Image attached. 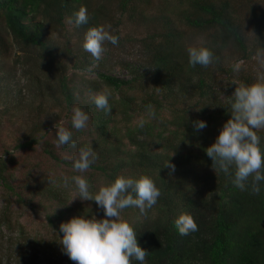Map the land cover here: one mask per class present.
<instances>
[{
  "label": "trees",
  "instance_id": "trees-1",
  "mask_svg": "<svg viewBox=\"0 0 264 264\" xmlns=\"http://www.w3.org/2000/svg\"><path fill=\"white\" fill-rule=\"evenodd\" d=\"M146 2L149 0H0V55L15 48L17 63L43 70L36 69L42 77L37 75L36 83L26 92L42 100L44 95L58 99V93L61 108L78 106L90 117L87 129H69L76 147H60L65 156L44 139L46 124H32L16 147L31 149L42 142L47 157L72 168L77 149L91 145L97 159L89 172L98 173L106 183L117 176H150L161 192L157 204L144 215L135 207L123 210L137 213L134 221L127 222L137 232L139 246L148 252L147 264H264V182L259 195L251 192V178L246 190H239L231 183L230 174H215L205 152L231 118L228 99L232 93L222 91L216 84V74L230 75L234 71L225 53L231 51L246 60L264 49V30L255 9L251 10L253 40L249 41L230 0H173L175 7L168 10L177 21L204 34L198 46H206L214 55L208 67L189 65L186 50L190 45L184 43V31L169 14L158 19V30L141 39L146 62L126 65L128 78L103 71V58L94 63L82 51L84 54L76 57L73 66L92 72L111 89L112 111L108 114L90 100L93 93L101 92L97 84L88 85L89 95L75 92L67 73L66 55L72 54L73 48L58 47L49 37L48 33L55 31L70 42L65 31L67 18L81 6L88 10V23L71 27L73 31L86 32L99 26L101 20H109L113 11L121 16ZM114 35L119 37V32L116 30ZM149 105L155 113L153 117L147 115ZM141 119L146 120L143 128L137 126ZM196 120L205 121L207 127L197 131L192 123ZM257 135L264 149V129ZM168 159L175 165L174 172L162 166ZM9 162L0 156V186L23 202L27 199L16 190L12 174L7 171ZM34 188L59 208L45 215L53 231L47 243L52 253L50 248L32 252L27 264H75L62 251L60 224L78 216L99 220L103 211L100 209L102 214L96 216L93 207H71L65 187L53 179ZM182 213L194 218L197 231L178 234L173 221ZM131 264L138 262L133 260Z\"/></svg>",
  "mask_w": 264,
  "mask_h": 264
},
{
  "label": "rangeland",
  "instance_id": "rangeland-1",
  "mask_svg": "<svg viewBox=\"0 0 264 264\" xmlns=\"http://www.w3.org/2000/svg\"><path fill=\"white\" fill-rule=\"evenodd\" d=\"M230 1L237 9V15L245 35L249 41L253 40L251 10L255 9V12L258 13L257 20L262 24L261 27L264 30V0ZM166 7H168L167 10ZM174 7L173 0H149L145 4H138L137 7L130 9L121 16L119 12L113 11L109 20L107 18L101 20L99 26L110 25V32L113 35L116 30L119 32V42L116 46L105 43L106 50L102 56L101 69L128 78L126 65L136 66L146 62L141 39L153 30H158L161 27L158 19L166 17L168 14L175 18L177 27L184 31V43L190 46H198L203 40L204 34L179 23L177 17L169 12ZM118 18L119 23H116ZM71 26L72 24L68 23L65 27V31L70 36V42H65V38L55 31H50L48 34L58 47L68 45L73 48V53H66V55L69 66L67 73L75 87V92L80 91L79 95H89V84H97L102 91L107 86L99 81L92 72L75 69L73 66L74 63L76 64V57H82L87 52L81 47L85 32L73 31ZM225 54H227L228 65L238 70H234L230 75L216 74V84L221 87L222 91L233 93L236 87L256 83L258 77L264 75V65L258 63L257 53L246 60L238 58L239 54L231 51ZM92 67L93 65L90 68ZM27 69L31 72L27 73ZM36 69L43 71L42 68L36 66H22L17 63L15 48L0 55V156L7 162L10 160L7 164V171L12 174L16 190H20L27 199L18 202L16 196L9 195L0 186V264H27L26 260L30 253L35 251L42 253L45 249L50 248L47 243L53 231L47 226L45 215L57 211L59 206L54 201L36 193L34 188L36 185L53 179L54 182L64 187L61 183V177L72 175L85 176L92 192L106 184L105 179L98 173H90L89 170L82 174L76 173L72 168L56 163L43 153L42 142L33 145L31 149L16 147L18 142L24 141L32 124H46L47 133L44 139L52 145L60 156L66 155L60 147L55 145L54 135L55 128L61 126L67 129L71 128L68 124L72 108L65 109L59 106L62 98L58 93H55L58 99L44 95L46 98L42 100L40 96L33 98L34 95L26 92L32 84L36 83L35 77L37 75L42 77L41 72ZM108 89L111 91L110 88ZM39 104L42 105L43 110L38 107ZM137 119L139 117L135 120ZM65 191L67 203L78 195L71 188H65ZM68 204L74 208L79 206L93 207V215L102 214L94 201L81 200L77 197ZM136 215L137 213L134 211L122 212L121 218L126 221H134ZM99 217H103V215ZM6 222L7 224H5Z\"/></svg>",
  "mask_w": 264,
  "mask_h": 264
},
{
  "label": "clouds",
  "instance_id": "clouds-1",
  "mask_svg": "<svg viewBox=\"0 0 264 264\" xmlns=\"http://www.w3.org/2000/svg\"><path fill=\"white\" fill-rule=\"evenodd\" d=\"M88 20V10L83 6L67 18V22L77 28L87 24ZM110 28V25H102L89 28L84 33L81 47L94 63L102 59L106 42L113 46L119 42V38L111 34ZM186 51L188 63L192 67H208L214 62V55L206 46H189ZM256 59L264 65V49L257 52ZM111 96V91L105 87L101 92L91 95L90 100L98 109L108 114L112 111L109 103ZM228 104L231 118L223 124L215 141L205 149L206 155L212 161L211 167L215 174H230L231 183L241 191L246 190L251 178V192L259 195L264 182V149L261 148V138L257 131L264 129V75L259 76L256 83L236 87L229 96ZM147 115H155L151 105L147 106ZM89 120V115L80 107L71 109L72 129H87ZM145 123L146 120L141 119L137 126L143 128ZM192 123L197 131L207 127L203 120ZM55 130L54 143L57 147H76L72 131L63 126ZM96 159L97 154L91 145L80 147L72 157V169L76 173H85ZM162 166L175 171V165L169 159ZM61 183L65 188L78 193L69 202L77 197L94 201L103 211V218L99 220L94 216L89 219L78 216L60 224L62 236L59 243L63 253L71 261L75 264H131L134 260L138 264H147L148 252L139 246L137 232L129 222L121 218V213L126 208L135 207L144 215L146 210L157 204L161 192L150 176H117L95 192L90 190L89 182L83 175L62 176ZM173 224L181 236L198 230L194 218L186 213L178 215Z\"/></svg>",
  "mask_w": 264,
  "mask_h": 264
}]
</instances>
